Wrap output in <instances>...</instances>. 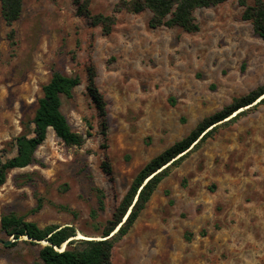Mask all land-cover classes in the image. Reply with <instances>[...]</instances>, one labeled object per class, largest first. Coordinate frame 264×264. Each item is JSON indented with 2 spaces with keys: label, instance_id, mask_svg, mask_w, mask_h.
<instances>
[{
  "label": "rangeland",
  "instance_id": "obj_1",
  "mask_svg": "<svg viewBox=\"0 0 264 264\" xmlns=\"http://www.w3.org/2000/svg\"><path fill=\"white\" fill-rule=\"evenodd\" d=\"M83 1L24 0L12 27L0 3V156H16V138L34 136L38 101L55 72L81 79L71 98L62 96L61 110L85 138L68 146L50 128L35 163L9 172L0 187V264H42L46 246L6 235L3 216L102 236L152 159L264 86V41L240 0L198 9L194 33L151 28L149 10L122 9L109 35L79 14ZM129 1L92 0L89 8L112 15ZM91 77L105 117L90 95ZM111 263L264 264V103L218 129L160 183Z\"/></svg>",
  "mask_w": 264,
  "mask_h": 264
},
{
  "label": "trees",
  "instance_id": "obj_2",
  "mask_svg": "<svg viewBox=\"0 0 264 264\" xmlns=\"http://www.w3.org/2000/svg\"><path fill=\"white\" fill-rule=\"evenodd\" d=\"M226 1L228 0H131L117 4L112 15H104L92 14L89 8L92 0H84L79 5L78 12L80 15L90 17L92 25L101 26L106 35L112 33L117 23L116 14L122 9L132 14H140L149 10L152 14L149 22L151 28L180 27L186 32L194 33L200 29L195 12L198 9L211 8ZM0 3L3 19L8 26L12 27L23 14L24 0H0ZM240 4L244 7L243 18L251 21L255 32L264 41V0H256L251 6L247 5L246 0H240ZM11 34L14 35L13 29ZM93 84L91 77L90 95L101 115L105 117L106 103L102 94L93 88ZM79 85H81L79 76L71 77L59 72L53 74L50 82L43 87V97L38 101L33 120L34 136L29 137L23 134L16 138V156L7 160H3L0 156V187L6 183L10 171L26 168L35 163V153L46 141L48 129L52 128L56 136L68 146L81 147L85 143V138L72 130L61 110L62 96L71 98L75 88ZM262 96H264V86L234 99L231 105L200 122L186 138L176 142L152 159L135 177L112 219L107 221L101 231L102 236L110 235L123 222L129 209L133 207L119 231L110 239L69 241L77 236V230L72 225L63 227L52 225L40 228L36 223L25 221L23 217L16 215L3 216L1 230L15 239L26 236L35 242L48 241L50 245L44 246L39 252L42 264H112V251L115 245L130 232L160 183L170 176L172 171L178 168L192 152L200 149L207 140L213 138L218 129L235 123L249 110L264 103L263 97L256 105L231 117L235 112L252 105ZM229 117L231 118L228 119ZM164 166L167 167L162 169ZM160 169L162 170L146 182ZM137 195L138 199L134 203ZM99 207L104 210L103 196L100 198ZM67 241L69 243L65 251L55 249V247L61 249Z\"/></svg>",
  "mask_w": 264,
  "mask_h": 264
},
{
  "label": "water",
  "instance_id": "obj_3",
  "mask_svg": "<svg viewBox=\"0 0 264 264\" xmlns=\"http://www.w3.org/2000/svg\"><path fill=\"white\" fill-rule=\"evenodd\" d=\"M264 96H262L259 100H257L258 102L263 98ZM165 167H167V166H164L162 169H164ZM162 169H160V170H158L157 172H155L154 174H152L147 180H146V182L151 178V177H153V175H155V174H157L158 172H160ZM145 182V183H146ZM139 194V193H138ZM137 199H138V195H137V197L135 198V201H134V203L137 201ZM132 208L133 207H131L130 209H129V211H128V213H127V215L125 216V218H124V220H123V222L121 223V224H119V226L110 234V235H108V236H99V237H91V236H85V237H89V238H77L76 236L75 237H73V238H71L69 241H71V240H77V239H84V240H107V239H110L112 236H114L118 231H119V229H120V227L123 225V223L126 221V219L128 218V215L131 213V211H132ZM24 237H26V236H24ZM28 238V237H27ZM29 239V238H28ZM29 240H31V239H29ZM32 241V240H31ZM45 241V240H44ZM69 241H67V242H65L64 244H63V246H62V248L59 250L58 249V247H55V249L57 250V251H65L66 249H67V246H68V243H69ZM37 242H42V241H37ZM12 242L11 241H8V242H5V245H10ZM46 245H50V243L47 241V243H46Z\"/></svg>",
  "mask_w": 264,
  "mask_h": 264
},
{
  "label": "bare ground",
  "instance_id": "obj_4",
  "mask_svg": "<svg viewBox=\"0 0 264 264\" xmlns=\"http://www.w3.org/2000/svg\"><path fill=\"white\" fill-rule=\"evenodd\" d=\"M77 238H89V237H85V236H82V235H79V236H76ZM45 243H47V241H43ZM59 249V248H58ZM60 250V249H59Z\"/></svg>",
  "mask_w": 264,
  "mask_h": 264
}]
</instances>
